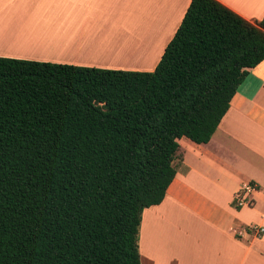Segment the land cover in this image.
<instances>
[{
    "label": "trees",
    "instance_id": "16d2710c",
    "mask_svg": "<svg viewBox=\"0 0 264 264\" xmlns=\"http://www.w3.org/2000/svg\"><path fill=\"white\" fill-rule=\"evenodd\" d=\"M264 16L191 0L151 72L0 57V264H140L142 213L206 144L249 70Z\"/></svg>",
    "mask_w": 264,
    "mask_h": 264
},
{
    "label": "crops",
    "instance_id": "0c3cea01",
    "mask_svg": "<svg viewBox=\"0 0 264 264\" xmlns=\"http://www.w3.org/2000/svg\"><path fill=\"white\" fill-rule=\"evenodd\" d=\"M216 1L250 23L264 16V0ZM190 2L0 0V57L151 72ZM144 35L147 51L136 46ZM132 44L134 56L144 55L135 65L124 56ZM178 143L163 201L142 213L140 264H264V233L250 232L264 228V60L249 70L208 143ZM244 182L257 192L251 206L236 208Z\"/></svg>",
    "mask_w": 264,
    "mask_h": 264
},
{
    "label": "built area",
    "instance_id": "2783aa9c",
    "mask_svg": "<svg viewBox=\"0 0 264 264\" xmlns=\"http://www.w3.org/2000/svg\"><path fill=\"white\" fill-rule=\"evenodd\" d=\"M257 184L255 182H244L241 184L238 192L234 195L233 205L236 208L249 207L253 203V194L257 192ZM250 232L254 236H261L264 233L262 226H251Z\"/></svg>",
    "mask_w": 264,
    "mask_h": 264
},
{
    "label": "rangeland",
    "instance_id": "374dc122",
    "mask_svg": "<svg viewBox=\"0 0 264 264\" xmlns=\"http://www.w3.org/2000/svg\"><path fill=\"white\" fill-rule=\"evenodd\" d=\"M137 42H138V44H137L136 46H138V47H139L141 50H143V51H147V50L150 48L151 40H150V38L148 37V35H144L143 37H139V39H138ZM130 48H131V49H128L127 51H128L129 56L132 54L133 58H132V57L130 58V59H131V63H132L133 65H135V64L138 63V61L142 60V57H143L144 55L139 54L138 56H134V55H135L134 52L132 53V51H129V50H133V49L135 48V45L132 44V45L130 46ZM139 56H140V57H139ZM124 59H126V58H124ZM152 61H153V60H150V62H149L148 64H152ZM182 147H184V146L182 145Z\"/></svg>",
    "mask_w": 264,
    "mask_h": 264
},
{
    "label": "bare ground",
    "instance_id": "6f19581e",
    "mask_svg": "<svg viewBox=\"0 0 264 264\" xmlns=\"http://www.w3.org/2000/svg\"><path fill=\"white\" fill-rule=\"evenodd\" d=\"M128 49H130V48L124 49V51H125V54H126V55H124V53H123L122 55H124V56H127V57H128V56H129V54H128V51H127ZM129 51H132V50H129ZM132 53H133V52H132ZM122 55H121V56H122Z\"/></svg>",
    "mask_w": 264,
    "mask_h": 264
}]
</instances>
